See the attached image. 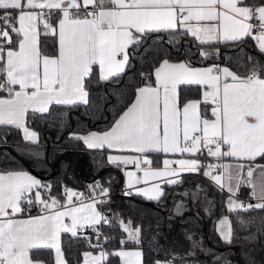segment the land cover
<instances>
[{
  "label": "snow or ice",
  "instance_id": "obj_1",
  "mask_svg": "<svg viewBox=\"0 0 264 264\" xmlns=\"http://www.w3.org/2000/svg\"><path fill=\"white\" fill-rule=\"evenodd\" d=\"M244 0H0V22L3 29L0 37L10 46L13 41L7 29L11 28L19 39L17 50L8 47L6 60L4 45L0 44V91L7 97H0V125H11L23 129L24 140L38 143L37 134L25 127V114L33 112L48 113L51 105H76L89 103L86 78L90 77L94 65H99L100 80L106 81L125 72L129 63L130 46L138 44L146 31L186 29L201 44L222 40L238 41L252 34L256 28L257 47L264 53V0L257 5L239 6ZM44 9H48L47 13ZM90 9V10H89ZM39 10V11H37ZM53 10L61 13L55 25L50 21ZM18 13L13 23L12 13ZM197 23L193 25L191 22ZM256 20L258 27L249 23ZM205 22V23H201ZM218 22V23H217ZM43 23L45 34L50 30L58 35V48L55 55H43L39 49L38 25ZM134 30V32H133ZM139 35H135V34ZM208 56L209 53H201ZM122 59L118 58L121 57ZM251 57L249 60L251 61ZM264 71L259 62L246 77H241L227 67L213 66L206 69L191 67L190 63H173L168 59L154 67L155 86L150 83L135 90L132 103L115 119L110 128L104 131H91L86 135L70 134V138L82 140L89 149H108L117 152L131 151L137 156L109 154V163L117 165L135 164L137 172L128 171V187L143 180L157 181L167 178L168 185L179 184L174 179L181 173H198L205 166L195 158L170 161L165 159L163 170H153L148 153H180L198 156L206 149L211 157H231L237 163L208 165L204 175L213 180L223 190L231 193L227 201L229 212L238 208L264 211V165L257 166L259 175L253 181L254 169L248 165L247 180L242 172L245 164L239 161H255L264 158ZM215 73V74H214ZM148 79L145 73L140 74ZM223 76L225 79H221ZM233 83H228L227 78ZM207 85L204 101L211 97L213 120L202 118L200 100H186L181 108L179 87ZM18 86V90L16 89ZM202 126V127H201ZM202 133V134H201ZM226 149V150H224ZM178 167L173 169L171 164ZM149 165L143 168L141 165ZM223 169V175H214L216 169ZM226 183H222L225 181ZM251 185V196L258 198L256 204L238 203L232 197L241 184ZM235 184V188L233 187ZM44 187L49 190V200H45L40 191L34 199L33 189ZM93 189V201L83 203V194L65 187L66 204H61L51 196V185L30 175L27 171H9L0 173V264H34L29 256L30 249L48 247L55 249L56 264H66L59 243L60 232L77 234L79 225L95 228L101 221L109 224V219L96 210L100 203L98 196L109 193L100 181L89 185ZM99 189V192L96 190ZM138 195L148 200L159 201L164 195L158 183L136 189ZM131 195V192H126ZM184 196L189 195L187 192ZM73 197L81 200L79 206L73 203ZM195 197V194H193ZM21 202L31 206L42 205L41 215L29 219H14L24 209ZM180 205L177 206L179 210ZM60 208H64L60 211ZM11 209V212L8 211ZM64 217L71 219V227L62 225ZM243 227L256 223L255 219L244 220L238 217ZM264 228V216L259 218ZM130 224V222H129ZM128 241L140 242L141 227L134 231L120 222ZM226 244L234 242L232 223L227 217L219 221L216 229ZM97 235L100 233L97 230ZM187 239L192 240L188 235ZM254 239L253 236L244 237ZM194 246L197 242L193 241ZM98 246V245H96ZM108 253L92 256L85 252L84 264H100ZM121 258L122 264H143L142 251L111 253ZM188 255H192L191 252ZM91 257V259H88ZM171 260H156L154 264H174ZM228 264H231L229 261ZM253 264L255 262L253 261Z\"/></svg>",
  "mask_w": 264,
  "mask_h": 264
},
{
  "label": "trees",
  "instance_id": "obj_2",
  "mask_svg": "<svg viewBox=\"0 0 264 264\" xmlns=\"http://www.w3.org/2000/svg\"><path fill=\"white\" fill-rule=\"evenodd\" d=\"M259 3L261 0L243 2L247 6ZM48 11L46 9V13ZM12 15L15 23L16 12ZM56 16L57 10H53L50 21L53 25ZM0 29H3L2 22ZM7 30L14 43L15 34L11 28ZM37 31L41 53L53 55L55 36L50 30L45 34L43 23L38 25ZM185 33V29L146 31L138 44L129 47L130 60L125 72L106 81L100 80L97 67L93 66L90 77L85 80L90 93L87 105L53 104L49 112L43 114L29 109L24 123L35 130L38 138L36 144L25 141L19 128L0 125V169L29 170L42 184L51 185L53 197L61 196L62 185L84 191L95 180L100 181L103 188H115L121 182L120 171L108 163L106 150L89 149L81 140L70 138V134L80 135L90 129L107 127L131 101L136 86L142 83V72L148 76V79L143 78V82H151L153 67L165 58L182 59L191 65L216 63L238 75L253 70L257 62L264 69V53L255 46L250 35L238 41L216 40L201 44ZM0 42L4 46L7 44V40L2 37ZM202 52L209 55L202 56ZM260 75L264 77V71ZM178 91L182 102L187 98L199 97L200 88L198 85H181ZM199 111L203 117L209 115L207 104L202 101ZM243 178L246 181L245 176ZM177 180L181 183L165 185L164 195L159 201L148 200L132 191H129L131 195L121 191L108 194L102 207L109 224L101 221L95 228L85 227L82 232L88 234V240H84L83 233L77 232L73 236L70 232H60L59 243L66 264H77L82 250L99 248L96 246L98 242L109 254L101 264H118L117 256L111 253L120 246H137L143 253V264L171 260L173 255L177 257L174 264H228L229 261L231 264H253V261L255 264H264V228L259 223V218L264 216L262 210L245 212L238 208L229 212L228 194L205 179L200 171L182 173ZM248 188L249 185L243 183L236 189V194L244 196ZM38 190L43 198L49 196L47 188L39 187ZM185 192L189 195L184 196ZM169 197L181 199L185 209L180 213L173 212ZM34 206L32 204L27 210L33 211ZM222 215L227 216L233 226L235 238L230 245L220 238L216 230L217 219ZM238 217L246 221L255 219L256 223L242 228ZM121 221L133 231L137 227L142 228L139 243H120L121 239L128 236L120 226ZM188 235L192 236V240L187 239ZM246 236H253L254 239L245 240ZM193 241L197 242V246H194ZM189 252L192 255H188ZM29 256L39 258L43 264H52L48 247L30 249Z\"/></svg>",
  "mask_w": 264,
  "mask_h": 264
},
{
  "label": "crops",
  "instance_id": "obj_3",
  "mask_svg": "<svg viewBox=\"0 0 264 264\" xmlns=\"http://www.w3.org/2000/svg\"><path fill=\"white\" fill-rule=\"evenodd\" d=\"M25 2H26V0H25ZM39 2H43V0H39ZM239 6H247V5H244V4H241V5H239ZM37 11H39V10H37ZM18 16V13H16V15H15V24H16V27H19V24H18V22H17V20H16V17ZM60 17H61V13L59 12V11H57V16H56V19H55V22H54V25L57 23V21L60 19ZM193 25H196V21L195 20H193L192 22H191ZM201 23H205V22H201ZM218 23V22H217ZM186 30V29H185ZM133 32H134V30H133ZM135 34V33H134ZM135 35H137V34H135ZM191 35V34H190ZM192 36V35H191ZM14 38H15V41H14V43L13 44H11L10 46L8 45V44H6V46H4V56H5V60H6V53H7V50H8V47H11L12 49H14V50H17V44H16V41L19 39L16 35H14ZM195 38V37H194ZM58 35H56L55 36V52H54V54L53 55H55L56 54V52H57V48H58ZM196 39V38H195ZM4 40H6V39H4ZM254 40V39H253ZM254 43H255V46L257 47V41L256 40H254ZM258 48V47H257ZM259 49V48H258ZM43 55H49V54H43ZM49 56H52V55H49ZM118 58H120V59H122V56L121 57H118ZM162 60H164V59H161L154 67H158L159 66V64H160V62L162 61ZM170 62H173V63H178V62H185V61H183L182 59H175V60H169ZM191 65V64H190ZM2 66H3V64H2ZM94 66H96L97 67V70H98V74H99V76H100V69H99V65L97 64V65H94ZM154 67H153V69H152V71H151V75H152V81L151 82H149L152 86H155V77H154ZM191 67H193V68H199V69H206V68H210L211 67V64H199V65H191ZM218 67L219 68H221V69H223V68H225L224 66H221V65H218ZM215 74V73H214ZM223 76H221V79L223 80ZM261 78H264V77H261ZM149 83H145V82H143L142 81V83L141 84H139V85H137L136 86V88H135V90L137 89V88H139V87H143V86H145L146 84H149ZM228 83H233V82H228ZM199 88H200V92H199V97H197V98H187V99H185L184 101H186V100H200V101H202V102H204V103H206L207 104V110H208V112H209V115L208 116H206V117H203L202 116V118H207V119H209V120H213L214 119V117H213V115H212V108L215 106L214 105V103H213V101H212V99H211V97H209L208 98V100L205 102L204 101V96H203V93H204V91H206V90H209L208 89V86L207 85H203V86H199ZM16 89L18 90V86H16ZM0 97H7V92H4V91H2L1 93H0ZM134 97H135V92H134V95H133V97H132V99H131V101L125 106V108L121 111V112H119L118 114H117V116L112 120V122L107 126V127H105V128H103V129H100V130H97V129H90V130H87V131H85V132H83V133H81L80 135H86L88 132H91V131H97V132H100V131H104V130H106L107 128H110L111 127V125L114 123V121H115V119H117L118 117H119V115L127 108V106H129L131 103H132V101L134 100ZM184 101H182L181 102V108H182V105H183V102ZM25 127H27L30 131H33V132H35V130H33L32 128H30V127H28L26 124H25ZM202 127V126H201ZM19 133H20V135H21V137L23 138L24 137V132H23V129H21V128H19ZM36 133V132H35ZM202 134V133H201ZM24 139V138H23ZM81 142H82V144L85 146V147H87L84 143H83V141L81 140ZM105 150H106V152H105V156H106V159L108 160V156H109V154H113V155H127V156H137V155H140V154H137V153H135V152H131V151H124V152H117V151H115V150H108V149H106L105 148ZM224 150H226V149H224ZM202 155V154H201ZM201 155H198V156H193L192 154H187V153H185V154H180V153H163V152H160V153H148V159L151 161V165H150V167L153 169V170H157V169H159V170H163L164 169V163H163V161L165 160V159H168V160H170V161H176V160H178V159H190V158H195V159H198V160H200L202 163H206L207 162V160H206V158L205 157H203V156H201ZM238 161H236L234 158H231V157H225V161H224V164H234V163H237ZM240 163H243V164H245V167H244V169H243V172H242V176H245V178H246V180H247V171H248V165H251L254 169H256V171L254 172V176H253V181H256L257 180V178H258V175H259V168L257 167V166H260V165H264V158H261V157H259V158H256V160L255 161H247V160H244V161H239ZM132 165H134V164H128V165H124L123 164V166H124V168L122 169V171H120V179H121V183L122 184H124V185H126V186H128V177L126 176V172H128V171H132V172H137V169L135 168V167H133ZM173 165H175V169L178 167L175 163H173V164H171L170 165V167L171 166H173ZM141 167H143V168H146V167H149V165H143V166H141ZM202 170V169H201ZM200 170V171H201ZM9 171H27L30 175H32L33 177H35V178H37L33 173H31L29 170H27V169H11V170H1L0 169V173H7V172H9ZM223 173H224V170H223ZM182 174V173H181ZM180 174V175H181ZM137 175L138 176H140V177H142L143 176V173L142 172H137ZM179 175V176H180ZM179 176H177V177H174V179H178L179 178ZM38 179V178H37ZM166 180H167V178H163V179H160V180H157V181H151V180H149L148 182H147V184L143 181V180H141V182L139 183V184H135V181H133V187L132 188H130V191H132V192H136V189L137 188H139V187H146V186H150L152 183H158L159 184V186H160V188L164 191V186L165 185H168L167 183H166ZM222 183H226V180L225 181H222ZM216 185V184H215ZM249 185V184H248ZM233 187L235 188V184H233ZM70 188V187H69ZM70 189H72L73 190V188H70ZM224 190H225V192L228 194V196H230L229 194V192H228V190H227V188L225 187L224 188ZM36 191H39L38 190V188L37 189H33L32 190V192L30 193V195H31V197L34 199V197H35V193H36ZM252 191H253V189H252V187H251V185H249V188H248V192H247V194H249V195H251V193H252ZM61 192V191H60ZM142 197H144L143 195H141ZM53 197V196H52ZM253 197H255V196H253ZM59 201H60V203L61 204H66V201H67V197L64 195V192H61V196L60 197H56ZM144 198H146V197H144ZM233 198V197H232ZM45 200H49V196L48 197H45L44 198ZM176 198H173L172 199V202L170 203V206L172 207V206H174V200H175ZM234 200H235V198H233ZM236 201V200H235ZM49 202H50V200H49ZM90 202H92V201H85V202H83V203H90ZM258 202H260L259 200H258V198L257 199H254L253 200V205L254 204H256V203H258ZM74 203V202H73ZM35 206V209L33 210V211H29V210H27L30 206L29 205H27L25 202H21V206L25 209V212H23V213H17V214H15V216L13 217L14 219H29V218H33V217H37V216H41V215H46L47 213L46 212H44V211H42V210H39V207H43L42 205H39L38 203H33ZM76 206H79V204L80 203H74ZM95 207H96V210L98 211V212H100L101 213V211H100V209H99V207H98V205L96 204L95 205ZM60 211H63L64 210V208H60L59 209ZM8 211L9 212H11V209H8ZM263 213H264V211H263ZM224 217H227V216H225V215H222V216H220L218 219H217V222H216V227H218V222H219V220H221L222 218H224ZM71 219L69 218V217H64L63 218V221H62V225H67L68 227H71ZM85 227H88L87 225H85ZM63 231V230H62ZM71 233V232H70ZM50 250H51V255H52V264H56V252H55V249H53V248H49ZM91 249H95V248H91ZM97 249V248H96ZM99 249V248H98ZM100 250V249H99ZM120 250H125V251H135V250H139V248L137 247V246H120V247H117V248H115L114 249V252H119ZM140 251V250H139ZM82 252H83V250H82ZM82 252H81V257H82ZM31 258V257H30ZM33 261H34V264H43L42 263V261L39 259V258H31ZM117 259H118V264H122V261H121V258L119 257V256H117ZM78 264V263H77Z\"/></svg>",
  "mask_w": 264,
  "mask_h": 264
},
{
  "label": "built area",
  "instance_id": "obj_4",
  "mask_svg": "<svg viewBox=\"0 0 264 264\" xmlns=\"http://www.w3.org/2000/svg\"><path fill=\"white\" fill-rule=\"evenodd\" d=\"M89 10H90V9H89ZM44 12L46 13V9H44ZM249 23H251V24H253L254 26H257V27H258V24H257V21H256V20H251V21H249ZM0 30H1V29H0ZM257 34H258V33L256 32V28L254 27V28H253V31H252V34H251L250 36L253 37V35H257ZM0 44H1V42H0ZM213 66H217V67H218V64H216V63H212V64H211V67H213ZM251 71H252V70H248V71H246L244 74H241V75H239V76H241V77H246V76H248V75L251 73ZM0 79H3V78H0ZM223 79H225V78H223ZM227 82H234V81H232L231 78L229 77V78H227ZM201 156L205 157L206 160H207V162H206V163H203V165H204L205 167L202 168V170H201L200 172H201V174L203 175V177H204L205 179H207L208 181H210L211 183H213L209 177H206V176L204 175V171L207 170V166H208V165H216V164H221V165H223V164H224V161H225V157H221V158H219V159L216 158V157H211V156L208 155L206 149L203 150V153H202ZM107 161H108V160H107ZM108 163H109V161H108ZM109 164L112 165L113 167L117 168L119 171H122V169L124 168L123 164H120V165H117V164H114V163H109ZM132 166L136 168L135 164L132 165ZM141 166H143V164H142ZM171 168L175 169V165L171 166ZM213 174H214V175H223V169H222V168H221V169H216V170H214ZM96 181H97V180H95V182H96ZM95 182H94V183H95ZM213 184L215 185V183H213ZM215 186H217V185H215ZM65 187H67V186L62 185L61 188H60V191H61V192H64ZM217 187L220 188L219 186H217ZM67 188H69V187H67ZM220 189H221V188H220ZM223 190H224V189H223ZM73 191H75V192H77V193H82V194H83V200H82V202H85V201H93V198H94V197H93V189H91L90 187H88V188H87L86 190H84V191H80V190H78V189H73ZM96 191L99 192V189H97ZM117 191H121V192H129V191H130V188H129L128 186H126V185H124V184H122V183L120 182V184H119L117 187L112 188V189H109V193H108V194H110V193H112V192H117ZM224 191H225V190H224ZM108 194H107V195H108ZM107 195H104V196H98V197H97V199H99L100 201H102V202H100V203H97V205H98V207H99V209H100V211H101V214H103V209H104V208H103L102 206H103V203H104L105 198H106ZM229 195H231V193H230ZM233 198H235V200H236L238 203H243L245 206H247L248 204H252V203H253V200H254V199H257V197H253V196H251V195H249V194H246V195H244V196H239V195L236 194L235 196H233ZM73 202H74V203H81V200H77L76 197H73ZM41 209H42V207H39V210H41ZM84 228H85V226H84L83 228H81V227L78 225V226H77V229H76V232L83 233L82 231H83ZM83 238H84V240H88V234H87V233H83ZM98 247H99V249H100V254H101L102 252H105V251L102 249L101 242H98ZM105 253H106V252H105ZM100 264H101V261H100Z\"/></svg>",
  "mask_w": 264,
  "mask_h": 264
},
{
  "label": "water",
  "instance_id": "obj_5",
  "mask_svg": "<svg viewBox=\"0 0 264 264\" xmlns=\"http://www.w3.org/2000/svg\"><path fill=\"white\" fill-rule=\"evenodd\" d=\"M141 81H144V79L142 77H141ZM171 202H172V199L169 197V205ZM174 202H175L174 206H172V207L170 206L173 212L180 213L181 211H183L185 209L184 202L181 199L176 198L174 200ZM178 205H180L179 210H177Z\"/></svg>",
  "mask_w": 264,
  "mask_h": 264
},
{
  "label": "rangeland",
  "instance_id": "obj_6",
  "mask_svg": "<svg viewBox=\"0 0 264 264\" xmlns=\"http://www.w3.org/2000/svg\"><path fill=\"white\" fill-rule=\"evenodd\" d=\"M213 183H215L213 180H211ZM216 184V183H215ZM220 221V220H219ZM126 225V224H125ZM218 226H219V222H218ZM85 252H89L91 253L92 256H95V257H98L100 256V250L97 248V249H91V248H86L83 250L82 252V257L80 259V261L78 262V264H84V261H85V257L83 256V253ZM88 259H91V257H89Z\"/></svg>",
  "mask_w": 264,
  "mask_h": 264
}]
</instances>
